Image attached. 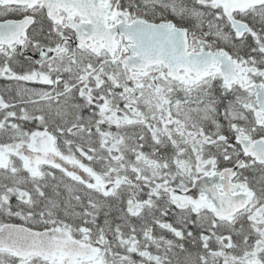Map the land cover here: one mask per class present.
Wrapping results in <instances>:
<instances>
[{"label": "snow or ice", "instance_id": "snow-or-ice-1", "mask_svg": "<svg viewBox=\"0 0 264 264\" xmlns=\"http://www.w3.org/2000/svg\"><path fill=\"white\" fill-rule=\"evenodd\" d=\"M0 264H264V0H0Z\"/></svg>", "mask_w": 264, "mask_h": 264}]
</instances>
